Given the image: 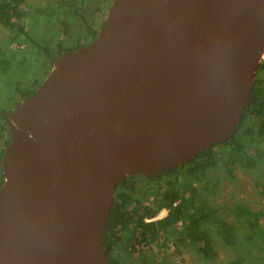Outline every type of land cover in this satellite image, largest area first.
<instances>
[{
	"label": "water",
	"instance_id": "obj_1",
	"mask_svg": "<svg viewBox=\"0 0 264 264\" xmlns=\"http://www.w3.org/2000/svg\"><path fill=\"white\" fill-rule=\"evenodd\" d=\"M115 0L7 118L0 264H108L113 192L182 166L241 123L264 0Z\"/></svg>",
	"mask_w": 264,
	"mask_h": 264
},
{
	"label": "rangeland",
	"instance_id": "obj_2",
	"mask_svg": "<svg viewBox=\"0 0 264 264\" xmlns=\"http://www.w3.org/2000/svg\"><path fill=\"white\" fill-rule=\"evenodd\" d=\"M114 1L23 0L20 23L24 31L11 30L0 24V153L10 140L8 128L2 129V119L15 110L21 98L28 97L44 82L55 55L80 49L91 42L92 33L98 32L109 18ZM250 123L251 126L257 124L255 119ZM216 148L218 155L230 157L227 154L230 147ZM245 148L241 161L234 162L230 173L219 163L204 177L193 180L194 191L185 193V196L195 199L199 216L203 213L200 207L208 206L207 210L213 211L212 220L206 227L204 220L197 231L210 235L218 264H225L237 256H245V264H264V141ZM258 148L263 149V154H257ZM145 183L138 184L135 198L145 196ZM166 214L162 211L154 220ZM254 214H257L256 219L251 216ZM217 220L231 225V239L236 238L233 245L237 242L234 246L225 244L218 232L221 225ZM181 228L179 224L169 229V238L165 236V240L161 238L152 244L150 253H146L145 264L157 260L208 264L198 255L197 245L177 241Z\"/></svg>",
	"mask_w": 264,
	"mask_h": 264
},
{
	"label": "trees",
	"instance_id": "obj_3",
	"mask_svg": "<svg viewBox=\"0 0 264 264\" xmlns=\"http://www.w3.org/2000/svg\"><path fill=\"white\" fill-rule=\"evenodd\" d=\"M22 3L23 0H0V24L2 26L11 30L24 31L23 25L20 23L23 17ZM96 36L97 32H94L90 39H94ZM64 53V51L59 52L52 58L51 69L53 67V59ZM259 67L257 69L258 72L262 69L264 70V61ZM262 93L264 91L260 87L257 89L255 85L251 89L241 124L228 140L229 144L236 143L231 146L232 150L227 153L230 157L222 154L218 155L219 150L213 151L212 147L182 166L171 169V173L179 171L182 180H179V176L172 180L168 176L170 172L165 171L159 178L155 179L153 184L157 187V192L156 194L151 193L153 194V197L150 196L151 200L153 199L152 204L145 198L137 199L134 196V183L140 179L149 180L147 177L140 178L138 177L140 175H132L126 177L117 185L113 192V203L102 239L108 264L147 263L146 253L151 250L150 246L161 238L165 240V236L169 238V229L179 224L182 228L177 233V241L179 243L190 242V244L197 245L198 255H201V259L208 264H218L216 263L217 253L211 244L210 235H207L204 231L202 233L197 231V228L204 220L206 221L205 227L212 220L213 211L207 210L208 206H206L207 208L203 207V209L200 207L203 213L199 216L200 210L194 203L195 199L185 196V193L188 190L194 191L195 187L192 181L198 180L199 176L204 177L208 171L216 169L219 163H222L230 173L234 162H240L242 155L245 154L244 152L247 150L245 146L248 148L254 147V144L258 145L260 141H264V120H259L262 119L260 117L264 118V114L259 116L264 113V97ZM247 116L256 117L252 119H255L257 124L251 126L250 122L246 123ZM3 128L5 127L2 126ZM241 131H243V134ZM239 134H242V136L238 140L235 139ZM9 142L10 140L6 143V146ZM262 152L263 149L258 148L257 154H263ZM2 154L3 151L0 153V187L4 181L1 173ZM249 158L251 159L252 157ZM163 176H165L164 179H162ZM162 210L167 212L165 217L149 223L145 222V219L155 218ZM205 210H207V215ZM251 216H255V219L257 218V214ZM217 223L221 225V230L218 232L219 234L221 233L220 236H222L225 244L230 247L234 246L237 242L233 245L236 238L231 239V225L220 220H217ZM238 237L237 241H239ZM135 254H138V256L135 257ZM245 258V256H237L225 264H245ZM150 264L181 263L157 260Z\"/></svg>",
	"mask_w": 264,
	"mask_h": 264
},
{
	"label": "flooded vegetation",
	"instance_id": "obj_4",
	"mask_svg": "<svg viewBox=\"0 0 264 264\" xmlns=\"http://www.w3.org/2000/svg\"><path fill=\"white\" fill-rule=\"evenodd\" d=\"M99 32V31H98ZM97 32V33H98ZM93 39H91V41H92ZM54 60V59H53ZM50 69H51V67H50ZM254 76H255V78L253 77V81H252V88L254 87V85H255V87H257V89H258V87H260L263 91H264V70L262 69V70H260L259 72L258 71H256L255 72V74H254ZM251 88V89H252ZM38 88H36L30 95H28V97H26V98H21L20 99V101L18 102V105L24 100V99H27V98H29V97H31L34 93H35V91L37 90ZM262 95H263V97H264V93H262ZM9 113V112H8ZM7 113V114H8ZM264 113H262V114H260L259 116H262ZM7 116L8 115H5V117L2 119V122H3V125L2 126H4L5 128L4 129H6L7 128V124H8V122H7V120L10 122V120H9V118H7ZM252 118H256V117H250V116H247L246 117V119H247V122L246 123H248V121L250 122V120L252 119ZM242 119H243V116H242ZM242 119H241V121H242ZM241 124V123H240ZM239 124V125H240ZM238 125V126H239ZM237 126V127H238ZM241 133L243 134V131H241ZM242 134H239L238 135V137L240 138L241 136H242ZM238 138V139H239ZM237 139V140H238ZM10 140H11V137H10ZM9 141V140H8ZM236 144V143H235ZM235 144H229L227 141L226 142H223V143H220V145L219 144H217L216 146L214 145V147L212 148V150L213 151H218V150H216L217 148L216 147H230V150L229 151H227V153L228 152H230L231 150H232V148H231V146H234ZM6 145V144H5ZM219 145V146H218ZM230 154V153H229ZM175 169V168H174ZM169 172H170V174L168 175V176H170V178L172 179V180H174L175 179V177H177V176H179V180H182V178H180V172L179 171H175V172H173V173H171V170H168ZM140 176H138V175H136V176H138V177H140V178H144V177H147L149 180H146V179H140V180H137L134 184V186H135V192H134V195L136 194V191H138L137 190V186H138V184L139 183H141V182H146L145 184H144V186H145V196H143V198L142 199H147V201L148 202H150L151 204H152V201H153V199L151 200V198H150V196H152L153 194H156V192H157V187L156 186H154L153 184L155 183V179H157V178H159V176L160 175H162V174H158V172H155V173H153L152 175H150V176H144V175H141V174H139ZM165 178V176H163L162 177V179H164ZM151 193H153V194H151ZM153 197V196H152ZM137 199H139V198H137ZM146 201V200H145ZM162 211H166V210H162ZM161 211V212H162ZM160 212V213H161ZM152 221H154V218H152V219H145V222L146 223H149V222H152Z\"/></svg>",
	"mask_w": 264,
	"mask_h": 264
},
{
	"label": "bare ground",
	"instance_id": "obj_5",
	"mask_svg": "<svg viewBox=\"0 0 264 264\" xmlns=\"http://www.w3.org/2000/svg\"><path fill=\"white\" fill-rule=\"evenodd\" d=\"M126 3V2H125ZM125 3L121 0H118L115 4H114V13L113 15L116 16L118 15L124 8ZM101 28V27H100ZM264 60V46L260 49L259 53L256 55V57L253 60L252 69H256L259 64ZM260 68V67H259ZM46 78V77H45ZM255 78V76H254ZM253 85V84H252ZM250 100V99H249ZM236 132V131H235ZM234 132V133H235ZM228 142V141H227ZM220 145V144H219ZM216 146V145H215ZM4 180V179H3Z\"/></svg>",
	"mask_w": 264,
	"mask_h": 264
}]
</instances>
